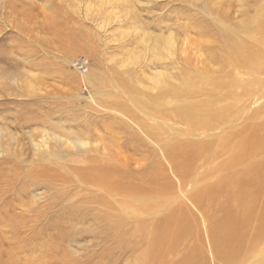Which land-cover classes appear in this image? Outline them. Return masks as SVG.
Returning <instances> with one entry per match:
<instances>
[{
	"label": "rangeland",
	"instance_id": "374dc122",
	"mask_svg": "<svg viewBox=\"0 0 264 264\" xmlns=\"http://www.w3.org/2000/svg\"><path fill=\"white\" fill-rule=\"evenodd\" d=\"M196 2L192 6L183 0H0V147L12 152L11 159L0 157L1 264L8 263V257L11 256L12 259L17 253L19 259H22L20 264H34V261H27L26 257L31 259V255H38L36 251L44 241L51 244L49 248L52 249L53 256L57 257L55 264H62V255L67 256L70 261L73 260L72 262L80 261L83 264H149V259L153 263L162 264L164 258L170 261L169 264H181L192 249L199 247L204 256L198 258L210 259L211 256H216L221 259L216 260V264H264V237L260 236V225L264 226V220L258 218L261 208L256 205L258 201L253 199L255 194H252L251 198L244 194L246 177H234L244 176L245 173L241 170L248 166L251 151L252 165L256 173L247 180L258 175L261 182L253 183L248 189L251 188L253 193H260V205H264L263 133L257 137L252 149H247L243 141H235L232 145L226 144L225 140L218 141L221 135L219 132H216V142L205 143L209 152L204 161L208 163L203 166L199 162L202 166H194L195 175L197 171H218L217 168L224 164L229 167L227 170L218 171L215 179L205 185L211 190L213 198L205 200L203 207L210 206L212 212L203 213L190 203L178 202V205L167 207V210H163L158 216L156 225L169 219L179 225H170V231L174 235L167 244L170 248V258L161 257L157 240L141 236L138 231H131L127 227L122 228L117 236L116 228L94 222L93 215L86 214L85 211L88 209L87 198L91 200L93 197L88 194V189L85 193L81 192L78 181L82 180L81 178L87 179L86 172L90 168L79 161L98 136L108 153L132 167L135 185H132L129 191L135 196L132 203L128 200L122 203V208L125 211L127 209L131 216H142L147 206L153 208L160 203L167 205L178 186V181L183 182L187 178L190 161H193L190 153H181L178 158L173 159L171 150L165 152L161 148L158 152L160 147L150 141L148 144L146 132H140V127H135L128 114L124 113V120L113 119L114 111L111 116L105 113V108L114 109L117 102L124 104L127 102L124 95L134 90L137 93L132 98L135 99L128 98L129 101L140 100L139 104L149 109L151 104L146 96L156 99L160 93L165 94L164 91L168 90L172 83L180 81L175 79L173 82L172 79L183 67L193 75L191 81L186 80L188 83L193 82L196 86V83L202 82L197 88V93L208 91L215 100L214 89L228 87L226 99L229 103H234L235 91L246 94L245 84L255 78L251 72L253 66L246 57L253 56V61L260 58L262 60L264 57V0ZM220 8H224L220 11L224 15L230 12V17H234L233 14L238 10L243 12L237 13L233 19L226 20L222 26L208 16L215 15ZM204 27H207V33L201 34ZM219 27L226 28V31H222L227 34L225 37L217 34ZM225 44L240 47L241 60L236 59V54L233 62H230L225 56L228 51ZM252 52L253 54H250ZM161 53L162 55H159ZM83 56L89 60L90 66L85 73H80L74 69L73 62ZM161 56L164 60L160 59ZM163 66L170 67L165 69ZM242 67L247 70L244 71ZM19 82L22 90L19 89ZM235 84L237 86L233 87ZM248 88L253 99L249 101L252 103L248 115L250 118H246L245 124L255 127L264 121L263 119L257 122L251 117L261 115L258 110L262 111L264 95L260 94L256 86ZM25 91L31 93V97ZM164 96L159 98L162 99L161 109H169L172 107L169 104L170 98ZM163 102L167 107H163ZM98 107L103 108V114L97 113ZM130 112L153 124L150 114L141 115L133 105ZM179 127H182L180 131H185V126ZM55 131L60 136L71 138L73 145L72 151L63 148L66 150L63 151L64 161L53 162L51 165L49 162L38 160L33 141L45 153L39 154L40 158L56 154L61 149L57 148L51 137V133ZM236 132L231 130L229 135L232 136ZM184 137L188 139L187 136ZM87 143L89 147L85 146ZM75 144H81L83 147L75 149ZM14 146H20L15 156L29 161L23 165L18 161V165L15 162ZM223 151L228 153L222 156ZM47 158L54 160L53 157ZM32 159L36 162L30 163ZM169 163L176 164L173 172L167 168V179H161L159 176L164 166ZM20 164L24 170L20 168ZM45 164L46 168L55 170L52 173L70 177V186L64 187L66 191H70L71 197L76 194V198L58 199L59 193L56 190L54 194H51L53 191L47 190L45 175L41 174L39 167ZM11 166L16 171L13 172V182ZM61 166H66L67 171L60 170ZM69 168L71 169L68 172ZM31 171H34L35 175H41L36 183L29 184L30 179L34 177ZM226 175L229 176V181H224ZM189 179L192 181L194 177ZM57 181V186L63 184L60 179ZM201 185H196L198 187L195 189ZM79 191L80 196L77 193ZM84 194L87 195L85 200L80 198ZM228 200L229 207L223 212L220 211L221 206H225ZM189 206L191 208H185ZM66 210L71 212L67 213ZM184 211L190 213L185 214ZM167 216L170 217L166 219ZM221 217L224 219L223 227L218 228L217 234H235L243 242L228 243L232 249L227 245H220L215 252L210 253L204 245L206 243L201 241V234L203 237L207 236L204 222L207 219L219 221ZM32 228H41L42 234L39 232L36 237L33 236ZM257 232L260 237H257ZM47 235H51L53 243ZM43 237L47 239L43 240ZM56 243L60 245V252ZM174 243L179 244L175 249ZM229 260L233 261L228 263Z\"/></svg>",
	"mask_w": 264,
	"mask_h": 264
},
{
	"label": "bare ground",
	"instance_id": "6f19581e",
	"mask_svg": "<svg viewBox=\"0 0 264 264\" xmlns=\"http://www.w3.org/2000/svg\"><path fill=\"white\" fill-rule=\"evenodd\" d=\"M196 1L199 2L202 0H183V2H188L192 6H193L194 2H196ZM204 4H205V2H203V5ZM220 9L221 10H219L215 15L208 14V16L211 17V19L213 21L215 20L216 22L220 23V25H222V26L225 25L226 20H229L230 18L233 19L237 15V13L239 14V13L243 12L241 10L240 11L238 10L233 14L234 17H230V15H229L230 12H228V13L226 12L227 15H224V14H222L223 12H220V11H223L224 8H220ZM237 24H239V23H237ZM219 28L220 29L217 32V34H219L222 37H225L227 34L222 32V31H226V28H224L225 30L222 27H219ZM206 31H207V27H204V30H202V32L201 31L200 32H201V34H203ZM210 31H212V30H210ZM221 46H222V43H221ZM226 47L228 48V51H227L225 56H227L229 58L230 62L231 61L233 62L236 54H237L236 59L241 60V54H239V53H241L240 47L232 46V45L231 46L226 45ZM250 54H253V52ZM159 55H162V53ZM220 56H221V54H220ZM252 58H253V56H247L246 60L250 61V63L252 64L251 66H253V68L251 67L252 68L251 72L254 73L253 76L255 78H253V81L247 82V84H245L246 86L244 85L245 86L244 90L247 91L246 94H242V93L240 94V92L235 91V96L233 97L234 103H229V100L226 99L228 97V90H227L228 87H216L214 89L215 100H213L212 93H210L208 91H204L205 93L203 91L197 93V90H198L197 88L199 85L201 86L202 82L199 81L200 83H196V86L194 84H192L193 82L188 83L186 80H188V79L190 80L193 75L188 73V69L183 67L182 69H180L179 73H177V75L172 79V81L175 79H176L175 81H179V80L180 81L178 83H175V84L172 83V85L168 84L171 86L168 88V90L164 91V92H166L165 94L163 92L162 93L159 92L161 96L159 95V97L156 99H154L153 97L150 98V96H146L147 94L145 95L148 102H150V104H151V107H149V109H147L146 107H143V104H139L140 100H137L138 102H136L135 100L129 101L128 98H132V96L135 93H137L136 91L134 92V90L129 91L125 95L122 94V95H124L127 102H124V104H121L122 102L121 103L117 102V106L115 105V108H117V110L115 108L110 109V108L104 107L106 114H111V112L114 111V114L112 113L113 117H114L113 119L119 118V120L120 119L124 120L125 119L124 113L128 114L133 119V121H131V122L135 125V127L136 128L140 127V129H139L140 132H144V133L146 132L145 136L148 140V144H150L149 143V141H150L151 144H155L157 147H160L158 152L161 151V148H163V151H165V152H168L169 150H171L172 156H174L173 159L178 158V156L181 153H185V154L190 153L193 156V161H190V164H189L190 169H189L187 178L183 182L178 181V186L176 187V190L172 196L171 201L168 202L167 205L160 203V204L155 205L153 208L147 206L145 209V212L143 213L142 216H135V215L131 216V214L128 213L127 209L125 211L122 208V203H125L126 200H128L129 203H132L133 197L135 196V194L133 192L129 191L131 189V186L135 185L133 183V181H135L134 180L135 175L132 172V167L130 164H127L126 162L124 163L121 160H119L117 157L112 155L111 153H108L106 151V147H105L103 141L100 139V136H98L95 143L91 142L92 145L90 146V149L88 150V152L85 153V155L82 156V159L79 161V162H82V164L84 163L85 165H89V168H90L86 172L88 175L87 179L81 178L82 180L78 181V184L82 188L81 192L85 193V190L88 189V190H90V192L88 194L93 197L91 200H88V198H87L88 209H85L86 214H92L94 217V222L105 223L107 226H109V228H116V230H118L117 236L119 235V231L122 228L127 227L131 231H133V230L138 231V234H140L141 236L142 235L148 236V237L152 238L153 240H157V242H158L157 248L159 250H161V252H160L162 254L161 257L163 256L166 258H170V256H171L170 248L167 246V244H168V242H170L169 241L170 238L174 237V235H172L173 232L170 231V225L172 227H174L175 225L176 226H179V225L177 224L176 221H175L176 223H173L174 222L173 220H172L173 222L169 221L170 219L164 220V222L159 223V225H156L158 216L161 215L163 213V210H165L167 207L169 208L173 204L178 205L179 204L178 202L183 203V204L190 203L191 205H194V207H196V209H201L203 211V213L212 212L210 206L209 207H203V204L206 203L205 200H208L209 198H213V194L210 193L211 190H209V188H207V186L205 187V185H209L207 183L215 179L218 171L227 170V168L229 167V165L224 164V165H221L217 168L218 171H216L214 169L209 173H202V172H199L196 170L197 174L195 175V167L194 166H202V165L204 166V165H206V162H207L206 160L204 161V157H206V155H208L209 151L206 148L205 143L206 142H208V143L216 142V139L218 136L216 132H219V133H221V135L219 136L218 141L225 140L226 144H231V145L235 141H238V142L243 141L246 144L247 149H249V148L252 149L253 143L255 141H257V137H260L262 135L261 133L264 134V121L255 127H250L249 125L247 126V124H245V122L247 121L246 118L248 117V115H250V112H251L252 103L249 101L251 99H253L252 94H250L248 92V89H249L248 87L253 88L256 86V87H258L260 94L264 95V92H262L264 90V57L262 58V60L260 58L257 61H253ZM160 59L164 60L162 58V56L160 57ZM242 62H244V60ZM175 63H176V61H175ZM229 64H232V63H229ZM184 65H185V63H184ZM167 66H163V68L166 69V68L170 67V66L169 67H167ZM159 67H160V65H159ZM244 68H243V70L246 71L247 69H244ZM175 69H177V68H175ZM227 69H228V67H227ZM175 71H177V70H175ZM220 73H221V71H220ZM161 78H159V79H161ZM194 79H195V77H194ZM230 79H232V78H230ZM233 79H234V77H233ZM246 79H247V76H246ZM181 80H185V81L183 82ZM175 81H173V82H175ZM236 84L233 85V87L237 86ZM18 86H19V89L22 90V88H21L22 85L20 84V82H19ZM162 86H163V84H162ZM116 91H118V90L116 89ZM25 93L30 95V97H31V93L29 94V92H27V91H25ZM109 94H111V93H109ZM96 95H98V94H96ZM164 95H166V98L167 97L170 98L169 104L172 105V107L169 109H166V108L161 109L160 101L162 99H159V98L165 97ZM124 97H122V99ZM117 98L119 99L118 96H117ZM169 98H167V99H169ZM132 99H135V98L133 97ZM119 100H121V99H119ZM166 101H168V100H166ZM100 102H101V100H100ZM101 103H103V102H101ZM147 103L144 102V104H147ZM165 104L166 103L163 104V107ZM173 104H174V106H173ZM131 105H133L141 115L147 116V114H150L152 118H150L149 116H148V118L151 119L153 124H150L146 120L142 119L138 114H132L130 112ZM170 105L168 107H170ZM113 106H114V104H113ZM145 106H148V105H145ZM165 106L167 107V105H165ZM104 110H103V108L100 107L99 111H97V113L103 114ZM243 112H245V113L242 115ZM260 113H261V115H258L256 117H254V116H251V117H253V119H255L257 122L263 120L264 119V104H263L262 111L258 110V114H260ZM112 114H111V116H112ZM256 114H257V112H256ZM128 117H127V119H128ZM249 118H250V116L248 117V120H249ZM136 121H138L141 125H137ZM141 126H142V128H141ZM179 126H185L184 127L185 131L184 132L180 131L182 129V127L180 128ZM239 128H243V129H239ZM231 130H235L237 132L231 136V135H229V131H231ZM55 132L51 133V137H53L54 143L56 144L57 148L62 150V154H60L61 150H58L56 152V154H58V156L55 153H52L50 155H47L44 158L43 157L40 158L39 154H45V153H43L41 151V147L33 141V143L35 144L34 147H35V150L37 152L36 156L38 157V160H43V161L49 162L51 165L53 164V162L59 163V162L64 161L65 155H63V151H66V150L63 148H68L69 150L72 151V145H73L71 138H65L66 135L63 137V136H60L59 134H57L58 132H56V133ZM133 136H132V138H133ZM184 136H187L188 139H186V137H184ZM47 138L51 139L49 137H47ZM212 138H215V139H212ZM262 138L264 140V136ZM238 142L236 144H238ZM85 146L89 147V144L87 143ZM15 147L16 146H14V148H13L14 156L18 153V149L20 146H18L17 148H15ZM78 147L81 148V147H83V145H81V144L76 145L75 144L73 148L78 149ZM0 148H2V150L0 149V157H6V159H7V157H9V159H11V156H10V154L12 153L11 150L8 149L6 151L5 148H3V147H0ZM263 151H264V148H263ZM223 152L224 153L222 154V156H224L225 154L228 153L225 151H223ZM5 155H8V156H5ZM249 155H250V159H249L248 166L246 167V169L241 170L243 173H245L244 176L243 175L242 176L241 175L240 176L234 175V177H236V178L246 177V185H245L246 191L244 192V194L249 195V197L252 194H255L253 199H256V201H258L256 205H258L261 208L260 216L258 218H262V220H264V205H260V200H261L260 193H256V192L253 193V192H251V190H252L251 188L248 189V186L253 185V183L261 182L260 176H259L260 179L258 180V175L256 177L250 179V180H247L248 178H250V176L252 174L256 173V172L254 173V166L252 165L253 153L251 154V151H250ZM47 157H53L54 160L52 161ZM15 158H16L15 162L18 165H19L18 161H20L22 165H23V163L29 161L27 159L24 160L18 156H15ZM209 161L211 162V160H209ZM35 162H36L35 159H32V161H30V163H35ZM199 162H201L202 165H199ZM21 164H20V166H21ZM47 165H49V164H47ZM175 165H176L175 163H169L168 165L164 166L163 172L161 173V175L159 177L161 179L166 180L168 177V173H165V171H167V168H168V169H170V171L173 172V168L175 167ZM39 167H41L40 169L43 172V173L41 172V174L45 175L44 180H45V184L47 185V190L51 191V192L53 191L51 194H54L55 190H56V192L59 193V194H57L58 199H60V198L61 199H66V198L70 199L72 197L76 198V196H77L76 194H73V196L71 197L70 191L69 192L66 191V187H64L66 185L70 186V184H71L70 177H68L67 175L61 176V175H58L56 173H52L55 170L53 168L51 169L49 167L46 168V164L44 166H39ZM242 167H245V166H242ZM11 168H12V171L10 173L13 175L11 181L13 182L15 179V177H14L15 173L13 174V172L15 170H13V166H11ZM20 168H22V166ZM59 169L62 171H64V170L67 171L66 166H61V167H59ZM70 169L71 168H69L68 172L70 171ZM237 170H239V169H237ZM31 172L33 174L32 176H34V177H32V179H30L29 184L36 183L39 180L38 177H40V175H41V174L35 175L34 171H31ZM11 174H9L8 178L11 177ZM262 174H263V172H262ZM221 176H224V175H221ZM190 177H194V179L191 181V179H189ZM59 179L62 181L63 184L62 185L59 184L57 186L56 182H58L57 180H59ZM226 180L229 181L228 175H226L224 177V181H226ZM220 181H221V179H219L218 182H220ZM201 184H203V185H201ZM196 185H201V186H199V188L196 190L195 187H198ZM257 185L258 184H254V186H257ZM121 187H123V189ZM203 187H205V188H203ZM60 192L63 194H60ZM66 192H68V193H66ZM77 193H78V196H80V191ZM6 194H8V193H6ZM85 196L87 197V195H85V194L81 195L80 198H84L83 200H85L86 199ZM52 201H54V200H52ZM217 202L218 201H216V203ZM53 204H54V202H53ZM63 204H64V202H63ZM229 204H230V201L228 200L226 202L225 206H221L220 211L223 212L224 210H226L227 207H229ZM32 205H33V203H32ZM209 205H212V204H209ZM185 208L189 209L191 207L189 206V207H185ZM38 209H39V207H38ZM179 210H181V209H179ZM213 210L215 211L216 209H213ZM188 211H186V212H188ZM214 211H213V213H214ZM63 212H64V210H63ZM66 212L70 213L71 211L66 210ZM186 212L184 211L185 214H186ZM171 213H172V211H171ZM188 213H190V212H188ZM230 213H232V210H230ZM86 214H84V215H86ZM194 214H195V212H194ZM169 217L167 216L166 219H168ZM172 218H173V213H172ZM187 218H188V216H187ZM194 218H195V216H194ZM194 218H192V219H194ZM209 219H210V217H209ZM223 221H224V219L221 217V220H219V221H216V219H213V220L211 219L209 221L207 219L204 222V228L207 231L206 232L207 236L203 237L201 234V241L203 243H206L204 245L208 248V252H210V253L215 252L220 245H227L228 243H231V242H233V243H235V242L242 243L243 242V240H241L235 234L228 235V236H221V235L217 234L218 228L223 227L222 226ZM191 222H192V220H191ZM193 222H195V221L193 220ZM196 222L198 223V221H196ZM150 225H152L151 228L149 227ZM191 225H195V223L194 224L191 223ZM193 228L195 229L194 226H193ZM193 228L191 230H193ZM208 229H209V231H208ZM32 230L34 232L33 236H35V237L37 236V234L39 232L41 235L42 231H43L41 228H39V229L32 228ZM260 230H261L260 236L264 237V226L262 224L260 225ZM110 231H112V230H110ZM198 231H199V229H198ZM49 232H50V229H49ZM175 232L178 233L177 230ZM186 232L187 231H185V233ZM195 235H197V234H195ZM258 236H259V233L257 232V237ZM47 237L51 238V235H47ZM47 237H43V240L47 239ZM27 239H29V238H27ZM189 239H190V237H189ZM53 240L54 239L51 238V243H53ZM244 240H245V244H246V239H244ZM178 245H179L178 243H174V249ZM50 246H51V244L49 245L48 242H45V241L41 242L39 245L38 251H36L39 254L38 255L37 254L31 255L30 256L31 259L27 256L26 260L27 261H30V260L34 261V264H55V263H57L56 262L57 257L53 256L54 254L51 251L52 249L49 248ZM59 246L60 245H58L57 248H59ZM227 246L230 249H232L229 245H227ZM190 248H192V247H190ZM199 249H200V247L192 249L191 252L189 253V255H187V258L185 260L181 261L180 263L181 264H216V262H215L216 260H221L220 258H218L216 256H211L210 259H207V257H204V258L202 257L203 259L198 258V256H200V257L204 256V254H202ZM238 249H239V247L236 250H238ZM2 250H4V249H2ZM10 250H12V249L10 248ZM171 251H172V249H171ZM59 252H60V248H59ZM18 255H19V253L12 256V259H11V256L8 257L10 261L9 262L7 261L8 263H6V264H20V263H22V259H19L20 256H18ZM66 257L67 256H65V255L61 256L60 260H61L62 264H83L80 261L72 262L73 260L70 261L69 258L68 257L66 258ZM46 258L48 260H46ZM58 258H60V257H58ZM173 260H175V259H173ZM173 260H171V262ZM232 261L233 260H229L228 263H230ZM1 262H0V264H1ZM165 262H166V264L167 263L169 264L170 261H166V259L164 258L162 264H165ZM149 264H157V262L153 263L151 261V259H149Z\"/></svg>",
	"mask_w": 264,
	"mask_h": 264
},
{
	"label": "built area",
	"instance_id": "2783aa9c",
	"mask_svg": "<svg viewBox=\"0 0 264 264\" xmlns=\"http://www.w3.org/2000/svg\"><path fill=\"white\" fill-rule=\"evenodd\" d=\"M89 66V60L85 56L78 58L73 62L74 69L80 73H85L87 70H89Z\"/></svg>",
	"mask_w": 264,
	"mask_h": 264
}]
</instances>
